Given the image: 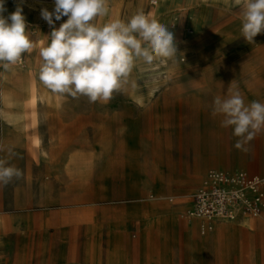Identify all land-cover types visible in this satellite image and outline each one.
<instances>
[{
  "label": "rangeland",
  "instance_id": "1",
  "mask_svg": "<svg viewBox=\"0 0 264 264\" xmlns=\"http://www.w3.org/2000/svg\"><path fill=\"white\" fill-rule=\"evenodd\" d=\"M41 1L29 8L22 0H5L7 15L22 4L36 47L23 64L0 67V159L23 174L0 185V224L56 215L45 234L8 228L0 264H264V213L246 218L259 223L253 227L222 222L232 227L203 246L186 241L176 218H162L146 236L136 219L124 223L116 215L114 233L99 237L98 245L93 232L97 212L135 201L153 206L147 221L161 204L182 205L177 216L188 221L183 211L212 170L264 176V131L245 145L247 152L238 150L232 127H221L223 117L212 115L214 98H226L229 89L239 91L246 105L264 103V33L245 41L235 0H108L109 15L97 23L127 21L142 10L174 33L178 55L137 62L107 103H90L86 96L54 94L39 79V48L52 31L40 11L54 8V0ZM201 166L204 175L194 184L189 177ZM132 176L147 179L140 197L127 194ZM204 236L197 229L199 240ZM59 249L73 257L58 260Z\"/></svg>",
  "mask_w": 264,
  "mask_h": 264
},
{
  "label": "clouds",
  "instance_id": "2",
  "mask_svg": "<svg viewBox=\"0 0 264 264\" xmlns=\"http://www.w3.org/2000/svg\"><path fill=\"white\" fill-rule=\"evenodd\" d=\"M240 7L241 36L248 43L264 33V0H235ZM0 0V67L10 70L36 45L30 39L22 4L8 14ZM108 0H54V8H41L40 15L49 27V41L39 48V79L54 94L73 98L86 96L90 103H107L114 92L128 83L137 62L177 57L174 33L156 18L137 11L127 21L98 18L109 15ZM66 21L57 28L55 21ZM212 115H220L221 127H232L234 145L247 152L245 145L264 131V103L245 104L239 91L228 90L226 98H214ZM22 172L0 159V185L20 179Z\"/></svg>",
  "mask_w": 264,
  "mask_h": 264
},
{
  "label": "crops",
  "instance_id": "3",
  "mask_svg": "<svg viewBox=\"0 0 264 264\" xmlns=\"http://www.w3.org/2000/svg\"><path fill=\"white\" fill-rule=\"evenodd\" d=\"M139 170H142V167H139ZM205 172V166H201L199 169L195 170V174L190 178V180L192 181V183L196 184L199 183V181L201 180V178L203 177ZM254 175H259L261 177L264 178V176H262L259 173H252ZM129 183H128V190H127V194L131 197V196H138L140 197L141 195H143L144 190L147 187V179L146 178H142L140 177H136V176H132L128 178ZM188 189L184 190L182 188L178 189V192H183V191H187ZM100 193L105 195H108L109 192L107 191V188L105 186H101L100 187ZM104 198V197H102ZM191 201L192 198L190 200L189 206L188 208L191 206ZM151 207H153L152 205L142 202V201H135V202H131L128 203L124 206H120V207H107L105 210H107L106 214L104 212H97L95 214V219L97 220L96 225L93 227V232H94V236L96 238V242L97 245L99 244L98 242V238L102 237L103 235H106L109 237V235L112 233H114V225L113 222L114 221V216H120L122 220V222L127 223V222H131L132 220H137L139 223H141V226H139L138 228L141 229H145V235H151L152 229H154V227L159 226L162 223V218H166L167 217L169 219H174L176 218V222L178 225V229H182L184 230V234H185V238L186 241L189 242L190 238L195 239L198 245H207L210 242L215 241L216 239H218L224 232L228 231L232 226L227 225L226 223H222V222H217L215 224V230L211 233V238L210 240H208V236H209V232L206 234H202L200 231V220L198 219H187L183 216H181L182 219H186L188 221H184V220H180L179 217L177 216L180 209L183 208L182 205H169V204H161L158 205L156 207H158L157 209H155L158 213L157 215H154L153 218H151L150 220H146L145 215L147 212H149L151 210ZM187 208V209H188ZM186 209V210H187ZM104 210V209H103ZM183 211L184 212L186 211ZM116 212V213H114ZM53 215L55 216L56 214L52 211L50 212H45L43 214H41L40 218L38 219V221H28L27 223H24L20 220L18 221H14L13 223L9 224L8 223H4L0 224V231L2 232L1 236H0V244H3L5 242H8V240L5 238V236H3L4 232H6V230L8 228L11 229V233L13 232H18V231H22V230H26L28 235H33L36 234L40 231H42L43 234H45L46 229H48V225L51 224V218L53 217ZM73 218H75L74 214H71ZM50 220V221H49ZM246 219L241 220V225L244 226H249V227H253L254 225H257L259 223H257L256 221H245ZM240 222V221H239ZM123 223V224H124ZM75 226H72V229H74ZM50 229V228H49ZM197 229L199 231V233L201 235H205L202 239L199 240V238L197 237ZM223 230V231H222ZM49 233H51V231L49 230ZM216 233H218L216 235ZM60 231L56 230L55 231V236L59 235ZM215 234V236H214ZM113 250V246L111 244V242H109V240L107 241V251ZM55 257L58 260H63V258H69V257H73L71 255H68L65 251L59 249L57 251V254L55 255ZM44 259H47L48 256L46 254L43 255Z\"/></svg>",
  "mask_w": 264,
  "mask_h": 264
},
{
  "label": "built area",
  "instance_id": "4",
  "mask_svg": "<svg viewBox=\"0 0 264 264\" xmlns=\"http://www.w3.org/2000/svg\"><path fill=\"white\" fill-rule=\"evenodd\" d=\"M23 63L22 57L19 64ZM263 213V177L244 170H212L192 195L191 206L183 217L200 220V231L206 234L217 222H239Z\"/></svg>",
  "mask_w": 264,
  "mask_h": 264
},
{
  "label": "bare ground",
  "instance_id": "5",
  "mask_svg": "<svg viewBox=\"0 0 264 264\" xmlns=\"http://www.w3.org/2000/svg\"><path fill=\"white\" fill-rule=\"evenodd\" d=\"M22 2L25 3L29 8H34L36 6L44 4V2H42L41 0H22Z\"/></svg>",
  "mask_w": 264,
  "mask_h": 264
}]
</instances>
